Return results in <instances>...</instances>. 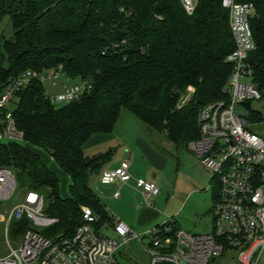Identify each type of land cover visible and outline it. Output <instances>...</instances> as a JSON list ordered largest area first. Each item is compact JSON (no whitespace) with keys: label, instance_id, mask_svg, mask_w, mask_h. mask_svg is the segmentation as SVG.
<instances>
[{"label":"trees","instance_id":"obj_1","mask_svg":"<svg viewBox=\"0 0 264 264\" xmlns=\"http://www.w3.org/2000/svg\"><path fill=\"white\" fill-rule=\"evenodd\" d=\"M236 1L254 8L250 23L257 49L249 63L264 95V0ZM3 19L12 35L0 37V79L61 66L62 75L91 86L79 100L54 106L33 82L18 94L13 113L23 142L46 152L69 178L68 200L59 197L56 174L36 154L19 142L0 146V167L11 170L21 188L42 194L44 214L58 220L46 228L48 239L70 237L82 223V207L97 217L96 230L114 225L89 181L114 152L85 156L83 146L92 135L112 133L126 112L189 149L200 138V110L228 99L232 66L226 59L235 42L222 0H197L192 15L181 0H0ZM262 119L251 109L250 120ZM217 191L215 186L214 202ZM27 226L23 218L12 232L21 234Z\"/></svg>","mask_w":264,"mask_h":264},{"label":"built area","instance_id":"obj_2","mask_svg":"<svg viewBox=\"0 0 264 264\" xmlns=\"http://www.w3.org/2000/svg\"><path fill=\"white\" fill-rule=\"evenodd\" d=\"M181 2L189 15L195 12L197 4L192 0ZM222 6L229 12L235 42L234 51L226 59L232 66L225 91L228 99L200 110V138L189 144V150L212 171L213 188H218L212 209L213 229L208 234L174 231L175 222L169 220L149 231L152 239L145 248L151 257L150 264H222L215 261L219 257L226 259L224 264H261L264 257V138L253 132L264 124V111L245 106L264 101V95L253 83L254 72L249 63L250 54L257 49L250 23L254 8L236 0H222ZM60 75L62 67L58 66L45 73L25 69L15 77L0 79V146L23 142L13 113L18 94L33 82L44 88L54 106L77 101L91 88L88 81H82L51 94L49 88L57 85ZM190 96L184 98L180 107L189 102ZM251 109L262 115L260 123L250 120ZM130 169L128 161L122 162L115 170L101 174L99 183L127 184L132 180ZM136 187L146 201L161 193L155 183L144 179H137ZM16 188L12 171L0 167V203L10 200ZM113 197L120 199V192H115ZM44 209V196L26 191L19 204L6 211L4 217L0 216L1 222L23 218L28 221L21 234H13L17 239L14 247L7 243L8 254L0 257V264H119L116 254L123 246L132 239L143 243V236L136 235L113 215L109 216L119 238L103 236L95 229L98 219L88 207L81 208L82 223L70 237L48 239L41 235V229L53 226L58 220L47 217ZM4 233L6 236L7 228Z\"/></svg>","mask_w":264,"mask_h":264},{"label":"rangeland","instance_id":"obj_3","mask_svg":"<svg viewBox=\"0 0 264 264\" xmlns=\"http://www.w3.org/2000/svg\"><path fill=\"white\" fill-rule=\"evenodd\" d=\"M192 1L197 4V0ZM11 35L10 24L7 19H3L0 22V37L8 39ZM252 108L264 111V101L253 102ZM253 132L264 138V124L259 125ZM110 134L117 140L100 146L97 152L105 153L109 149H113L114 155L109 162L101 166H110L115 161L128 156L129 159L126 160L131 162L132 173L156 183L161 193L158 197L150 200L148 205L134 190L123 194L122 200H115L109 197L115 191L113 185L102 186L96 173H91L89 174L90 184L109 215L115 216L130 228V225H133L134 233L144 237L143 245L149 244L152 239V236L146 232L158 229L169 220L176 222L178 227L191 234L211 233L213 229V173L203 165L200 159L186 147L174 145L162 133L148 127L130 113L123 112L121 114L114 131ZM19 143L36 154L46 166L51 168L59 180V197L62 200H68L70 198V180L67 175L56 167L46 152L32 148L24 142ZM86 155L91 157V155H96V152ZM26 191V188H21L17 184L13 197L0 203V216L4 217L6 211L19 204ZM46 204L45 201V206ZM139 220L142 221V224L137 227L136 223ZM14 224L15 221H0V257L8 254L7 243L14 247V242L17 240L12 232ZM6 228L8 233L5 236ZM40 232L44 236L46 229H41ZM101 233L107 237H113V232L108 228H102ZM143 245L138 240V243L133 244V251H131L126 244L120 251L127 247L126 253L133 260L124 255L121 257L118 253L116 255L118 263L150 264L151 257L144 250ZM225 260L224 257H219L215 261L224 264ZM261 264H264V257Z\"/></svg>","mask_w":264,"mask_h":264},{"label":"crops","instance_id":"obj_4","mask_svg":"<svg viewBox=\"0 0 264 264\" xmlns=\"http://www.w3.org/2000/svg\"><path fill=\"white\" fill-rule=\"evenodd\" d=\"M76 82V80H70V79H68L67 77H65L64 75H60L59 77H58V81H57V85L54 87V88H49V91H51L52 93L51 94H57V93H60L61 91H63V89L65 88V87H67V86H69V85H71V84H73V83H75ZM117 139H116V137H114L112 134H95V135H92L91 137H90V139L84 144V146H83V150H84V154H85V156H87L86 154L87 153H89V154H92V153H94V152H96V155H100V154H104V153H101V152H97V149L100 147V146H104L105 144H108L109 142H113V141H116ZM119 141H121V139H118ZM108 151H113L114 152V150L113 149H109ZM107 151V152H108ZM191 151V150H190ZM192 152V151H191ZM106 153V152H105ZM193 153V152H192ZM133 154V153H132ZM194 154V153H193ZM113 155H114V153H113ZM112 155V156H113ZM195 155V154H194ZM90 156V155H89ZM92 156H95V155H91V157ZM88 157V156H87ZM110 159H112V157H110L109 158V161H110ZM126 159H129V157L127 156V157H124V158H122V159H120V160H117V161H115L112 165H110V166H104V167H102L100 170H99V173L97 174V179H98V181H99V176H101V174H103L104 172H106V171H112V170H115L116 168H118L119 166H120V164L122 163V162H125V161H128L129 163H130V165H131V162L129 161V160H126ZM108 161V162H109ZM130 171H131V174H132V180L130 181V182H128L127 184H124V183H122V182H120V181H117V182H115L114 184H110V186H112L113 187V190H115L114 191V193L115 192H120V194H121V197H120V199H115L114 197H113V194L112 195H109V197L110 198H113V199H115V200H122V198H123V194H125V193H127V191H129V190H134L135 192H137L138 194H139V197H141V199L148 205L149 204V202L150 201H146L145 200V198L143 197V195H142V192L139 190V189H137V187H136V180L137 179H144V178H142V177H140V176H138L136 173H132V168L130 169ZM144 180H146V179H144ZM147 181H150V180H147ZM151 182H153V181H151ZM154 183V182H153ZM156 184V183H155ZM157 185V184H156ZM107 186H109V185H107ZM158 197V196H157ZM98 198V197H97ZM213 198H214V194H213ZM98 200H99V198H98ZM212 201H213V199H212ZM99 203H100V205L103 207V209L106 211V213L108 214V211H107V209L101 204V202H100V200H99ZM213 203H214V201H213ZM140 208V207H139ZM109 215V214H108ZM142 221L141 220H139V222H137L136 223V226L137 227H140L141 226V223ZM130 225V224H129ZM131 226V229L133 230V231H135V228L133 227V225H130ZM108 228V229H110V231H112L113 232V237H107L104 233H101V230H102V228ZM180 228V227H179ZM181 229V228H180ZM99 233L100 234H102L103 236H105V237H107V238H110V239H118L119 237H118V235L116 234V232H115V230H114V227L113 226H110V225H107V224H103L100 228H99ZM151 231V230H150ZM146 233H148V232H146ZM135 241H137V242H135ZM140 242V241H139ZM134 243H138V240H136V239H132L131 241H129L128 243H127V246L130 248V250L131 251H133V244ZM140 244H142L143 245V243H141L140 242ZM144 247V250L147 252V250H146V248H145V245H143ZM124 247V246H123ZM127 248V247H126ZM126 248L123 250V251H120L119 250V255H121V257L124 255L126 258H128V259H130V260H133L131 257H130V255L128 254V253H126ZM122 249V248H121ZM117 253V254H118ZM148 253V252H147ZM116 254V255H117ZM149 254V253H148Z\"/></svg>","mask_w":264,"mask_h":264}]
</instances>
